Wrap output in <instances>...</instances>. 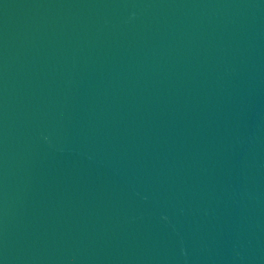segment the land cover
Here are the masks:
<instances>
[{"label":"water","instance_id":"95a60500","mask_svg":"<svg viewBox=\"0 0 264 264\" xmlns=\"http://www.w3.org/2000/svg\"><path fill=\"white\" fill-rule=\"evenodd\" d=\"M0 264H264V0H0Z\"/></svg>","mask_w":264,"mask_h":264}]
</instances>
